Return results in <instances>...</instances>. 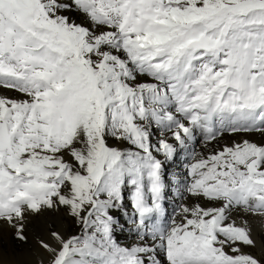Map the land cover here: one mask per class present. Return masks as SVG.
Here are the masks:
<instances>
[{
    "label": "snow or ice",
    "instance_id": "1",
    "mask_svg": "<svg viewBox=\"0 0 264 264\" xmlns=\"http://www.w3.org/2000/svg\"><path fill=\"white\" fill-rule=\"evenodd\" d=\"M0 264H264V0H0Z\"/></svg>",
    "mask_w": 264,
    "mask_h": 264
},
{
    "label": "bare ground",
    "instance_id": "2",
    "mask_svg": "<svg viewBox=\"0 0 264 264\" xmlns=\"http://www.w3.org/2000/svg\"><path fill=\"white\" fill-rule=\"evenodd\" d=\"M175 171V169H174ZM121 239L123 241H130L131 240V237L127 235V233H124V234H121Z\"/></svg>",
    "mask_w": 264,
    "mask_h": 264
}]
</instances>
